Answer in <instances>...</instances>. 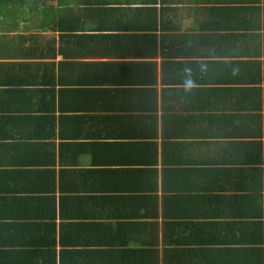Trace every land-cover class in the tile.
<instances>
[{
    "label": "trees",
    "instance_id": "obj_1",
    "mask_svg": "<svg viewBox=\"0 0 264 264\" xmlns=\"http://www.w3.org/2000/svg\"><path fill=\"white\" fill-rule=\"evenodd\" d=\"M20 1L24 0H0V12L10 13L6 10ZM219 1L161 0L160 9L156 0H145L151 6L134 12L139 18H133L131 29L138 36L131 39L148 45L153 54L163 45L159 69L154 63H131L116 74L121 80L100 82L98 91H93L101 112L113 111L106 120L141 125L148 156L152 150L162 153L159 161L152 155L148 162L154 167L162 164L163 172L153 175L149 168L148 176L147 171H139L136 178L146 177V185L137 184L132 194H139L143 203L159 201L177 209L164 216L177 228L163 234L168 241L161 245L147 244L144 264H264V59L259 58L264 55L260 17L264 7L254 4L256 0ZM50 9L48 20L57 24L59 9ZM201 10L207 11L202 18ZM190 12L195 19L187 22ZM222 26L230 32L222 33ZM189 27L190 33H184ZM239 28L243 33L233 31ZM77 36L84 37L83 33ZM238 43L246 44L243 53L248 58L236 64L224 57L231 56L225 52ZM206 44L204 53L200 46ZM173 55L181 58L170 60ZM256 55L258 60L253 59ZM188 56L204 59L187 61ZM120 105L126 106L117 108ZM190 152L194 159L189 158ZM10 183L4 182L5 192L14 191ZM160 189V195L152 196L153 190ZM22 201L30 202L19 198L9 204ZM195 206L204 208L196 211ZM54 218L52 213L48 220ZM35 220L23 218L22 228H0V264H138L118 257L120 252L128 255L121 244L94 259L91 251L70 250L54 237V221L49 227H38ZM18 231L38 242L18 240Z\"/></svg>",
    "mask_w": 264,
    "mask_h": 264
},
{
    "label": "crops",
    "instance_id": "obj_2",
    "mask_svg": "<svg viewBox=\"0 0 264 264\" xmlns=\"http://www.w3.org/2000/svg\"><path fill=\"white\" fill-rule=\"evenodd\" d=\"M144 1L45 0L37 6L33 0L35 5L16 12H0V228H22L27 217L36 218L38 227H49L54 221V237L70 250L91 251L94 259L121 244L128 255L120 252L118 257L138 264H144L148 243L161 245L164 239L168 241L163 234L177 228L175 221L164 218L177 209L159 201L143 203L139 194H132L138 185H146V177L136 178L139 171H147L146 175L149 168L153 175L163 172L162 164L154 167L148 162L152 155L159 161L162 153L152 150L148 156L141 125L136 128L106 120L113 111L101 112L93 93L100 82H115L131 63H154L159 69L163 45L153 54L148 45L131 39L138 36L131 29L133 18H139L134 12L151 6ZM156 1V7L163 9L161 0ZM257 3L264 7V0ZM52 6L59 9L57 24L48 20ZM206 12L201 10V18ZM192 13L187 22L195 19ZM260 17L264 22V13ZM184 30L190 33V27ZM220 31L230 32L223 26ZM233 31L243 33L241 28ZM81 33L83 39L77 36ZM200 47L204 53L208 50L207 44ZM244 51L246 44L238 43L225 52L231 56L223 54L238 64L248 58ZM173 58L178 61L181 56ZM253 59L258 60V55ZM194 157L190 152L189 158ZM7 170L13 174H6ZM5 181L11 182L14 191L3 190ZM160 193L161 189L153 190L152 196ZM19 198L30 202L9 204ZM47 199L53 202L47 204ZM52 213L55 218L48 220ZM16 235L18 240L36 241L29 234L18 231Z\"/></svg>",
    "mask_w": 264,
    "mask_h": 264
},
{
    "label": "rangeland",
    "instance_id": "obj_3",
    "mask_svg": "<svg viewBox=\"0 0 264 264\" xmlns=\"http://www.w3.org/2000/svg\"><path fill=\"white\" fill-rule=\"evenodd\" d=\"M33 0H26V1H20L19 3H15L10 9L6 10V11H12V12H16L17 10L23 8L25 5L27 7L35 5L32 4ZM257 5H260V3H257ZM8 6H5L4 9H7ZM27 12V11H24Z\"/></svg>",
    "mask_w": 264,
    "mask_h": 264
}]
</instances>
